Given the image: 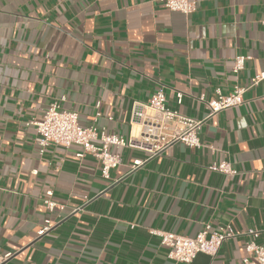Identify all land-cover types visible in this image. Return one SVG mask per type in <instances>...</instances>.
I'll list each match as a JSON object with an SVG mask.
<instances>
[{"label": "crops", "instance_id": "1", "mask_svg": "<svg viewBox=\"0 0 264 264\" xmlns=\"http://www.w3.org/2000/svg\"><path fill=\"white\" fill-rule=\"evenodd\" d=\"M195 1L186 16L160 0H0V264H176L150 230L194 236L205 223L236 235L189 264H242L248 240L264 245V81L249 85L264 72V0ZM237 55L249 59L234 73ZM235 84L243 103L209 117L199 95ZM159 86L167 107L202 120L200 147L174 143L132 170L148 154L113 146L109 178L79 146L39 153L28 122L53 101L83 125L99 102L97 127L129 137L133 104ZM220 161L236 173L210 170Z\"/></svg>", "mask_w": 264, "mask_h": 264}, {"label": "built area", "instance_id": "2", "mask_svg": "<svg viewBox=\"0 0 264 264\" xmlns=\"http://www.w3.org/2000/svg\"><path fill=\"white\" fill-rule=\"evenodd\" d=\"M168 10L178 11L184 15L196 10L195 0H160ZM261 23H264V13ZM249 56L237 55L234 58L232 71L238 73L245 66ZM264 81V72L256 74L250 79L249 85H256ZM246 87L235 84L228 94H224L219 88L215 89V95L210 99H205L203 94L199 95L201 101H205L209 109V117L221 110L243 103V95ZM182 93H177V102L182 100ZM65 97H62L64 100ZM100 103H96L94 119L91 124L80 123L79 115L75 111L67 110L61 106L59 101H53L42 112L41 118H32L28 124L35 127V143L39 153L43 152L45 146L49 144L69 147L76 145L80 147L77 153L82 157L90 153L98 160L101 175L109 178L110 170L121 162L118 154L110 151V148L128 147L139 149L147 153L144 159H133L130 169H138L146 160L163 153L174 143H182L189 148L200 147V127L202 120L188 117L176 109H170L166 105V94L163 86L157 87L147 102L136 101L133 104L131 113L133 120L138 124V133L125 137L121 134L109 133L104 127L98 128L97 119L101 116L99 110ZM210 170L219 171L223 174L231 175L236 173V169L227 161L213 162L209 165ZM53 191L47 190L42 198V203L47 211H54L59 205L52 199ZM53 223L47 218L37 234L42 235L52 227ZM256 231L251 229L247 235H256ZM150 234L159 238L161 244L169 248L167 258L176 264L191 263L198 253L210 256L218 251L220 246L227 239L236 235L234 228L227 224L212 225L205 223L194 236L175 234L168 231L151 229ZM11 254L1 257L4 260ZM242 264H264V245L258 244L253 239L245 244V255L242 257Z\"/></svg>", "mask_w": 264, "mask_h": 264}]
</instances>
